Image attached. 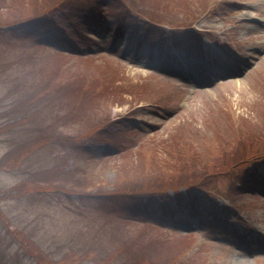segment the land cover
Segmentation results:
<instances>
[{"label":"rangeland","instance_id":"obj_1","mask_svg":"<svg viewBox=\"0 0 264 264\" xmlns=\"http://www.w3.org/2000/svg\"><path fill=\"white\" fill-rule=\"evenodd\" d=\"M89 1L0 0V264H42L40 252L120 264V244L141 231L108 209L158 227L144 230V263L167 237L175 264H264V196L235 191L248 170L251 181L264 175V29L254 21L264 0H120L96 7V20L81 13ZM18 21L29 24L5 27ZM192 23L208 32L205 46L224 44L251 66L208 87L151 67L201 51L178 27ZM159 25L174 36L165 27L159 39ZM241 161L229 190L216 173ZM183 183L202 190L144 192ZM120 190L140 197L113 202Z\"/></svg>","mask_w":264,"mask_h":264},{"label":"trees","instance_id":"obj_2","mask_svg":"<svg viewBox=\"0 0 264 264\" xmlns=\"http://www.w3.org/2000/svg\"><path fill=\"white\" fill-rule=\"evenodd\" d=\"M19 23H21V21H18V22H16V23H13V24H10V25H15V24H19ZM91 126H89L88 128H90ZM93 130V128L92 129H90V130H88L86 133H90L91 131ZM56 147V146H55ZM262 157V156H261ZM194 159H196V158H194ZM252 161H258V160H261V158L260 157H252V158H250ZM248 163H250V161L248 160V161H245V165L246 164H248ZM230 165V164H229ZM229 165L228 166H226V167H224L222 170H220V172H218V173H216V175L218 176V177H220L221 179L223 178L224 179V181H225V184L227 183L229 186L231 185V181L234 179V177H233V175H234V170L236 169V167H238V166H241L242 165V161L241 162H236V165L235 166H230L229 167ZM161 172V171H160ZM177 173V172H176ZM176 173H172V175H175ZM160 174V173H159ZM163 176H165V174H163L162 175V177ZM177 176L178 175H176V176H174V178H177ZM217 178V177H216ZM191 183V182H190ZM190 183H183L182 185H186L189 189L190 188H193V187H199V186H192V187H190L189 186V184ZM226 184V185H227ZM171 188H173V189H178V188H180L181 186H180V184H176V185H171L170 186ZM167 189V188H166ZM165 189V190H166ZM165 190H161V189H153V190H145L144 192H148L149 194H154V193H162L163 191H165ZM126 193H131V194H126ZM137 192H132V191H127V190H120V192H114V193H111L113 196H112V198H118V197H130L132 194H136ZM141 194V193H140ZM81 195H82V193H69V196L70 197H75V196H78V197H81ZM96 197H100V198H102V194H101V196L100 195H98V196H96ZM87 198H91V196L90 195H87ZM87 198H83V199H87ZM101 210V209H100ZM102 211V210H101ZM107 215V214H106ZM94 218H98L97 216H93ZM104 217H106V216H104ZM118 219H120L118 216H116V220L115 221H117ZM119 222H120V224H123V225H128V223L127 222H125L124 220H118ZM133 226H135L136 228H138L140 231V234H137V236H134L133 238H131L130 239V241H128V240H124V241H122V244H120V248H119V250H121V252H122V254H119V258H120V260H119V262L118 263H120V264H175L176 262V260H177V263H178V260H179V253H178V251L175 249V252H174V250H169V251H164L163 249L164 248H161V247H166V248H168V246L170 245V244H166V240H167V237H164V239H161L162 241L160 242V240H155L154 238H152V239H154V241H155V245L153 246V247H155V251H156V253L153 255V257L154 258H152V259H150L148 262H146V263H144V259H142V260H140V258H139V256H140V253H142V252H144L145 253V255H147V253L146 252H148L149 254H150V250L149 251H147V250H145V249H147V248H145V249H142V246H140V243L142 242V240H144V230L147 232L146 233V236H148V237H151L150 236V231L149 230H151L152 232H155V233H157V229L156 228H150V227H148V226H141V225H139V224H134ZM89 229H92V232H95L96 231V229L95 228H93V227H89ZM98 234H100L98 231H96ZM122 236V239H125V237L123 236V235H121ZM138 238V239H137ZM166 239V240H165ZM138 240H140V241H138ZM166 242H165V241ZM158 242H159V244H158ZM126 243H128V245H126ZM123 244H125V246H123ZM142 249V250H141ZM162 250H163V252H162ZM41 250H39L38 252H40ZM171 251V252H170ZM106 252H108V251H106ZM169 252L171 253V256H173V258H171V256H169L168 258H167V256H168V254H169ZM130 253H132L133 254V256H134V261H132L131 260V258L130 257H128L126 254H130ZM124 254V255H123ZM163 254H165L166 256L163 258V260L161 261V259H160V257L163 255ZM35 255H36V257H38V255H37V253L35 252ZM40 255H42L43 256V258H45L46 259V256H45V254L44 253H41L40 252ZM79 255H86V254H79ZM66 257H72L70 254H69V252H67V254H64V255H62V256H59V258H60V260H57V261H52V260H45V259H41V257H40V259H41V261H42V264H68V263H66ZM73 258H75V257H73ZM111 261V259H106V263L107 264H109V262ZM73 264V263H72ZM97 264H101V262H97Z\"/></svg>","mask_w":264,"mask_h":264},{"label":"bare ground","instance_id":"obj_3","mask_svg":"<svg viewBox=\"0 0 264 264\" xmlns=\"http://www.w3.org/2000/svg\"><path fill=\"white\" fill-rule=\"evenodd\" d=\"M191 71H192V70H191ZM193 71H194V70H193ZM193 71H192V72H193ZM195 73H198V71H197L196 69H195Z\"/></svg>","mask_w":264,"mask_h":264}]
</instances>
